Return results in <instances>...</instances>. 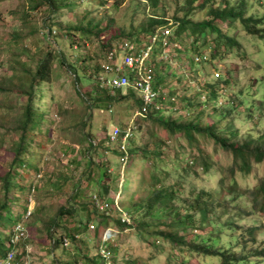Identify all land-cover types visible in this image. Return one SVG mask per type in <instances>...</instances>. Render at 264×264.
Wrapping results in <instances>:
<instances>
[{
	"label": "trees",
	"instance_id": "16d2710c",
	"mask_svg": "<svg viewBox=\"0 0 264 264\" xmlns=\"http://www.w3.org/2000/svg\"><path fill=\"white\" fill-rule=\"evenodd\" d=\"M96 1H99L100 6L103 5L102 11L104 9V14L107 16L105 18L106 20L104 18L95 21L93 18L88 19L87 16L90 14L89 10H83V12L78 14L76 9L84 3V0H30L27 7L29 10L22 12L25 16H29L27 12L30 10L33 11L39 7L44 8V26L47 30L43 32V38L46 39V37L50 36L57 37L58 34H63L68 39L70 48L72 49L74 47L72 50H75L73 56L76 57V64L84 72L85 76H89L88 78L93 80L94 83L93 89H91L92 92H87V90L85 92L80 91L84 97H82L81 101L87 102L90 105L89 107H91L90 100H96L98 104L105 102L108 107L107 109H109L114 101L124 99H131L130 107L133 108L132 115L136 111H140L143 107L142 97L131 85L134 79L132 72L126 73L129 85L123 90L115 89L114 93H110V90L100 85V78L106 80L114 75L113 72H105L102 66L106 61V52L108 49L117 47L125 41L133 43L139 49L150 46L147 64L150 72L153 73V87L158 88L160 86L163 89V93H165V90L167 91L163 87L166 86V82L168 81H165L166 74L158 66L163 64L164 54L169 55L174 51L175 54L193 52L192 54L194 55H201V59L195 62L191 55L188 59L190 72L193 71L192 67L195 64H197L194 68L196 70V67L199 68V65L204 64V61L207 60L211 63L210 69H214L210 72L209 76L218 73L216 70L217 65L213 63V59L219 58L229 47L238 45V42L233 43L232 39L220 28L219 23L232 19L233 21L237 20L246 33L264 41V13L256 16L249 15L247 18H244L245 6L243 4L229 8L227 6L228 2L220 6L217 0H183L182 5L176 6L175 10L171 12L170 19L150 15L149 19L144 20L142 34L134 33L124 36V29L117 34L114 32L118 29V26L115 18L112 16L113 14H110V10L117 12L124 3V0ZM87 2L90 1L87 0ZM160 2L166 3V0H135L133 10L138 16L145 18L149 15L147 14L146 8L148 10L150 8L156 9ZM195 4L199 5L196 10L193 9ZM204 4L209 5L207 16L200 21L193 20L191 18L193 11H199V9L203 8ZM105 5L110 7V10H107L106 7L104 8ZM168 8L167 6L165 10ZM61 9L62 11L67 10L70 18L76 15L75 21L72 19L63 27L59 23L53 22L52 17L56 12L59 13ZM181 12H183L182 17H180ZM78 16L80 20L77 19ZM54 26L57 28H53ZM56 30H58V34H54ZM164 31L166 33L160 34ZM213 31L216 33L214 37L211 36ZM108 35L110 36L109 38L107 37ZM140 35L143 36L140 37ZM208 35L211 36L210 40ZM13 37L14 41L19 40L17 33ZM187 39L191 40L190 43H187L188 46L184 42L185 40L187 42ZM89 43L96 44L97 46L93 55H87L88 49L85 51ZM181 44L185 45V47L182 48ZM207 45L211 49L209 59L203 58V52L199 48L200 46ZM76 48H84V50H76ZM166 51L168 53H165ZM62 56L64 55H62V52H59V49L58 51L46 49L37 61L34 70L25 68V72H28L27 74L30 76V79L28 89L24 93L11 90L0 83L1 101L7 102L5 96L9 93H15L17 98L23 97L21 96L23 94L26 96V101L17 107V109L21 110L17 115V118L20 119L19 121L15 120L17 121V128L15 130L18 133L20 132V136L17 143L15 142L16 149L13 151L12 160L14 163H19L20 166L24 165V158L21 155L22 150L28 147L30 143L27 140L29 139L27 138V134H29L30 139L31 137L34 139L36 136L32 134L33 128L38 126L45 117V114L40 109L37 111L33 106L32 97L34 95L31 90L32 86L40 88V85L45 81H51L54 62L58 61L61 64L64 63L70 74L72 73V84L76 94L79 90L77 68L70 63L64 62ZM86 61L89 62L87 66L84 65ZM256 69L259 70L258 67ZM260 70L262 71L261 74L263 77L264 68ZM178 76L176 74H169L168 78H171L170 81L178 80ZM219 76L220 74L218 73L216 77ZM220 84L232 87L236 85L230 79V76L224 77L223 79L218 78L212 83L208 81L204 89L207 92V96L203 100L199 99L201 93L196 91V87L194 85L190 86L195 89L196 98L182 96L181 100L187 103L189 109L193 108V112H196V114L193 116L194 118L187 121L181 120L180 118H164L162 114L155 113L158 110H154L156 105L160 106L173 101L170 97L177 93L176 88L172 87L167 91V100L160 103H158L159 99L156 100L148 108L149 111H147L146 116H138L134 120V133L132 132V136L127 140L126 152L128 162L124 164L121 160L123 151L119 149L118 143L121 142L124 129L128 127L129 120L114 125L118 126L120 132L117 143L112 144L110 148L106 144L108 132L107 134L105 133L104 141L102 142L105 146L102 145L100 140V142L97 141L94 144L88 141L87 148L83 149L85 161L83 164L84 167L81 168L82 176L87 171L85 186L81 190L76 185L71 190L67 199L68 206H60L54 214L44 216L41 219L38 218V221L41 222L40 226L43 229V233L41 234L42 238L46 236L49 240L51 239L53 248L62 245L64 238L68 239L69 244L76 241L75 232H78L79 229L70 231L71 227H63L61 219L63 217L71 219L70 217L74 216L75 205L70 201L74 200V198L86 197L89 187L94 186V190H91V193L96 194L101 200L107 199L111 204L107 210L101 211L95 207L94 201L92 200L82 203V210L86 213V220L81 228V231H84L81 232V235H86L88 224L92 221V217L96 220V224H94L95 228L92 230L96 235H99L106 227H111L110 225L121 229L123 228L124 224L120 222V215L112 202L113 195L111 197L109 196L112 193H120L119 206L127 211L132 220L128 233L132 232L136 235L139 239L138 241L145 245V251L147 252L145 256L140 254L133 258L123 253L121 258H119L117 257V247L112 246L113 264H118L119 262L122 264H155L162 255L167 256V262L165 264H181L178 263V256L185 251L189 252L190 255L217 257V264H264V240L258 245L255 244L259 226L255 224L247 226L239 224L236 221L249 215V212L243 215V211L247 209L241 204L243 197L251 200L253 208L259 206V210H264V182L257 185L251 191L241 188L237 182V174L243 177L248 176L255 165L264 163V133L253 134L252 131L248 130L243 133L240 132V129L236 126V121H238L236 113L238 107L242 104V100L236 99V103L234 104L235 96L230 94L228 97L227 95L223 96L227 100L225 104H219L220 97L222 96L219 92ZM254 84V89L256 91L259 90L264 86V78H255ZM170 86L168 84L166 87ZM248 89L252 90L249 83L244 85L243 89L242 87L238 89L239 94L242 91L245 94ZM256 96L257 93L254 95L252 108H247V117L257 119L255 125L258 123V118L264 114V92L260 96L261 103L259 105L255 103ZM174 103L172 107L176 108L177 104L176 102ZM2 108L3 110L11 109L13 106H4ZM206 108H209V110H206ZM205 117L208 118V121L205 120ZM21 118L24 119L23 122ZM146 121L149 122V126L153 124L155 127H160L164 133V138L160 137L153 128L147 127ZM144 124H146V127ZM87 133L85 135L86 140ZM178 134H182L181 136L184 138L189 152L183 148V144L181 143L174 146L170 141H165L168 136L171 141L180 137L177 136ZM140 139H144L142 143L139 142ZM146 139L148 140L146 141ZM208 144H211L213 153L218 155V151H220L231 156V164L227 168H221L217 164L219 170L217 189L221 191V195L215 196L213 190H205L204 186L197 185V182H192L193 179L188 177L191 188L186 191L187 197L182 198L181 195L185 191L181 183H166V179L172 174L169 168L176 167V170L190 168L196 174L192 177L196 179H199L202 175L209 176L214 159H212V155L208 152ZM170 146H174L176 150L174 149L172 151ZM97 148H102L103 151L99 153L101 155L99 159L95 158ZM167 148H169V151ZM89 150L93 152V155L88 154ZM108 150L116 157V165L113 163L114 159L108 161L106 157L109 153ZM139 156L141 157L140 165L147 161L149 168L140 170L138 180H135L136 186L124 194L122 186L123 181H125V172L127 168L131 171H133V167L136 168L137 162H140ZM77 159L79 158H76L75 163ZM168 159L171 160L170 164ZM199 168L202 170L200 174L198 172ZM135 173H137V170ZM186 173L191 172L188 170ZM91 176H94V180H92ZM120 177L123 178L122 181H120ZM179 177L183 178L184 176L180 175ZM0 178L4 186L2 189L4 194L0 198V259H2L11 249L8 245L9 234L11 233L12 227L21 220L22 215L27 210L29 203L28 197L35 193V191L31 192L35 185L34 180L29 183H24L22 179L18 181L15 173H12L11 169ZM60 182V180L59 183L56 181L53 182L54 189L61 186ZM192 185L201 187L202 189L194 192ZM8 190H11V195L9 196ZM82 191L85 195L79 196L78 194L80 192L82 193ZM237 199L238 203H236ZM14 203H19V210L15 212L12 210ZM232 207L235 209V215L239 216L235 220L231 218L229 212ZM218 208L222 209L223 212L220 214L216 213ZM33 214L32 212L31 216ZM210 214L213 215V218H210ZM224 215L229 216L224 217ZM31 216L29 217V222L26 221V227L29 232L33 224ZM99 217L100 219H98ZM222 219L223 222L221 221ZM78 222L81 221L78 220ZM227 229L230 231L228 234ZM224 234L228 237L226 241L221 240ZM166 244L168 245L165 246ZM81 246L85 245L78 246L79 253L76 254L73 263L100 264V259L97 255L98 242L93 246V251L82 250ZM164 248H167V250ZM18 257L17 255L15 259H18Z\"/></svg>",
	"mask_w": 264,
	"mask_h": 264
},
{
	"label": "rangeland",
	"instance_id": "374dc122",
	"mask_svg": "<svg viewBox=\"0 0 264 264\" xmlns=\"http://www.w3.org/2000/svg\"><path fill=\"white\" fill-rule=\"evenodd\" d=\"M88 1L90 2L84 0V3L81 6L79 5L76 9L78 14L83 12V10H89L90 14L87 18H93L94 21L103 18L105 19L107 17L104 14V9L102 11L103 5L100 6L101 4H99V1ZM29 2L30 0H0L1 85L10 88L11 90H15L16 92H26L30 76L27 74L28 72H25V68L34 70L37 61L41 58L40 56L46 51V49L54 51H58L59 49V52H62V55H64L62 56L64 62L70 63L77 68V73L79 75V90L76 94L72 84V73L70 74L64 63L61 64L58 61L54 62L51 81H45L40 85V88L32 86L31 90L34 95L32 97L33 106L37 109V111L40 109L43 114H45V117L41 120V123L38 126L33 128L34 130L32 134L36 137L38 136V138L34 137V139H32L31 137V140L29 134H27V138H29L27 140L30 143L28 147L23 148L22 150L21 155L24 158V165L21 166L17 162L14 163L12 159L13 151L16 149L15 142L17 143L20 136V132L18 133L15 130L17 128V121L15 120L19 121L20 118H17V115L21 112V110L17 109V107L26 101V96L23 94L21 95L23 97L17 98L15 93H9L5 96L7 102L0 100V177L11 169L12 173H15V177L18 181L22 179L24 183H29L34 180L35 193H30L32 196L29 197L27 208L29 205L33 206L34 214L32 215L33 224L31 226V232L33 233L37 228L38 230L34 233L35 236L33 234L31 235L29 232L31 243L28 242V244L33 246L29 255L32 264H55L51 263V260H53V254L49 249V238L46 236H43L42 238L41 234L43 233V229L42 226H40L41 222L38 221V218L41 219L44 218V216L54 214L60 206H68V196L76 185L78 186V189L82 190L84 188L87 171L84 172L83 176L81 175V168L84 167L83 164L85 161L83 157V149L87 148L88 141L91 143L101 141L102 143L104 141L105 133L107 134L112 126L117 125L118 123H124L132 117L133 108L130 107L131 99L114 101L109 109H107L108 107L105 102H100V104H98V101L90 100L91 107H89L90 105L87 102L81 101L83 95L80 91L85 92V90H87V92H92L91 89H93L94 85L93 80L88 78L89 76H85L84 72H82L78 64H76V57L73 56L75 54V50H72L74 47L72 49L70 48L67 41L68 39L63 34H58V30H56L54 34H58L57 37H46L48 40L43 38L44 35L42 34L44 30H47L44 26V8L42 9L39 7L36 10H30L27 12L29 16H25L22 13L25 10H29V8H27ZM217 2L220 6H223L225 2H228L227 6L229 8L243 4L245 6L244 18H247L249 15L256 16L264 13V0H217ZM134 3L135 0H124V3L117 12L110 10V7L107 5L104 6V8L106 7L107 10H110V14H113L112 16L115 18V22L118 26V29L114 31L116 34L120 33L123 29L124 36L134 33L142 34V27L145 22L144 20L149 19L150 15L169 18L171 12L175 10L176 6L178 7L182 5L183 0H166V3L160 2L158 8L156 9L150 8V10H148V8H146L147 14L149 15L145 18L138 16L134 12ZM167 6L169 8L165 10ZM198 6V4H195L193 9L196 10ZM208 7V4H204L203 8L199 9V11H193L191 18L196 21L202 20L207 16ZM182 13L183 12H181L180 17H182ZM75 16L76 15L70 18L67 14V10L62 11L61 9L59 13H55L52 19L53 22L59 23L63 27L68 21L72 19L75 21ZM77 19L80 20L79 16ZM219 26L232 39L233 43L238 42L237 46L234 45L233 47H229L223 55L217 59H213V63L217 65L216 70L220 76L216 77L218 73H214L209 76L210 72L214 69H210L211 63L207 60L204 61V64L199 65L201 70L198 67H196L195 70L194 68L197 66V64H195V66L192 67L193 71H189L190 67L188 65V59L192 55L194 61L198 62L201 59V55H194L192 54L193 52L175 54V51L169 55L164 54V62L158 67L166 74L165 81H168L166 82V86L168 84L171 86H164L163 88H166L167 91H169L172 87H174L176 88L177 93L172 96V102L160 105V109H158L155 113L162 114L164 118H180L184 121L190 120L194 118L193 116H195L196 112H193V108L189 109L187 103L181 100V97L185 96L186 98H196L197 91L201 93L199 95V99L203 100L207 96V92L204 91V89L208 81L212 83L218 78L223 79L224 77L230 76V79H232L236 85L232 87L220 84L219 92L222 96L220 97L219 104H225L227 100L223 96L227 95L228 97L230 94L235 96L234 104L236 103V99L242 100V104L238 107L236 113V117L238 118L236 126L240 129L241 133L247 130L252 131L253 134L264 133V114L258 118V123L256 125V118L250 119L247 117V108H252L254 104V95L257 93L255 103L259 105L261 103L260 96L264 92V86L257 91L253 87V85L255 86V78H264V76L262 77V71L260 70L264 68V41L246 33L241 28L240 22L237 20L233 21L232 19L227 22H222L219 23ZM53 28L56 29L57 27L54 26ZM16 33L19 36V40L14 41L13 36ZM163 33H166V31L161 32L160 34ZM141 36L143 35H140V37ZM211 36H216L215 31L211 33ZM211 36L208 35L209 40ZM107 37L109 38L110 36L108 35ZM190 41L191 40L187 39V42L186 40L184 42L188 46L187 43H190ZM181 47L184 48L185 45L181 44ZM199 48L201 52H203V58L209 59L211 50L209 45L200 46ZM96 49V44L89 43L85 51H87V55H93ZM76 50H84V48H76ZM165 53L168 52L166 51ZM84 65H89V62L86 61ZM257 67L259 70L256 69ZM169 74L179 75V81L177 79L170 81L171 78H168ZM248 83L250 84L252 90L248 89L245 94L243 91L239 94L238 89L240 87L243 89V86ZM191 85L196 87V91L190 87ZM167 91L165 90L166 100L168 99ZM174 102L177 104L176 108L172 107L173 104H175ZM4 106H13V108L3 110L2 107ZM206 110H209V108H206ZM23 120L24 119L21 118L22 122ZM205 120L208 121V118L205 117ZM146 124L148 127L149 122L146 121ZM146 124H144L145 127ZM149 127L153 128L160 137L164 138V133L160 127H155L153 124H150ZM134 130L135 129L133 128V133ZM86 133L88 134L87 140L85 138ZM181 135L178 134L177 136L180 137H177L172 141L168 136L165 141H170L174 146L181 143L183 144V148L189 152L186 147V142ZM143 140L144 139H140L139 142L142 143ZM147 140L148 139H146V141ZM102 145L105 146L104 143H102ZM75 146H78V149ZM174 146H170L172 151L174 149L176 150ZM110 147L111 146H109V148ZM167 149L169 151V148ZM207 149L212 155V159H214L209 176L202 175L199 179H196L195 177H192L196 174L192 172L190 168L183 170H176V167L169 168L172 174L166 179V183H181V186L185 191V193L181 195L182 198L187 197L186 191L191 188V183L190 180H188V177L193 179L192 182H197V185L204 186L205 190H213L215 196L221 195V191H218L217 189V180L219 176L217 164H219L221 168H227V166L231 164V156L220 151H218V155L213 153L211 144L207 145ZM100 152H103L102 148H97L95 151L96 159L101 158V155H99ZM88 154L93 155V152L89 150ZM77 157L79 159H77V162L75 163ZM106 157L108 158V161L114 159L113 163L116 165L115 161H117V159L110 153V151ZM138 158H140V162H137L138 166L136 165V168L133 167V171L127 168L125 172V181H123L122 186L124 194L131 191L133 187L136 186L135 180H138L140 170L143 168H149V163L147 161L140 165L141 157L139 156ZM168 162L170 164L171 160L168 159ZM136 170L137 173H135ZM188 170L191 173H186ZM198 172L200 174L202 170L199 168ZM180 175H183L184 177L180 178ZM94 176H91L92 180H94ZM59 180L61 181V186L54 189L53 182L56 181L59 183ZM122 180L123 178L120 177V181ZM237 182L243 189H248L249 191L254 190L257 185L264 182V163L255 165L252 172L248 176L243 177L240 176V174H237ZM192 186L194 192L202 189L201 187ZM3 188L4 186L0 178V198H2L4 194V192H2ZM93 188L94 186L89 187L86 197H78L70 201L75 205L74 216L70 217L72 220L67 217H63L61 219L63 227L70 226V231L79 229L78 232H75L76 241L71 243L70 246L74 247L85 245L83 247L86 251L94 250L93 246L100 240L99 237L102 236L103 233L102 231L99 235H96L95 233L93 234L94 231H86V235H81V232H84L81 231V228L86 220V213L82 210V203L91 200V196L94 195V193H91V190H94ZM26 194L28 195V193ZM9 195H11V190H8V196ZM78 195L84 196L85 193L82 191V193L80 192ZM111 195H113V193L109 196L111 197ZM236 203H238V199ZM18 204L19 203L13 204L12 210L14 212L19 210ZM241 204L247 208L243 211V215H246L247 212H249V215L236 221L239 222V224L247 226H250L251 224L259 226L255 241V244L258 245L262 242V240H264V210H259V206L253 208L251 200L247 197H243ZM222 212L223 210L220 208L216 210V213L218 214ZM229 212L233 220L239 217L235 215V209L233 207L229 210ZM228 216L229 215H224V217ZM210 218H213V215L210 214ZM91 219L92 221L90 223L96 224V220L93 219V217ZM98 219H100V217ZM78 220L81 222H78ZM221 221L223 222V219ZM33 227L35 229H32ZM229 232L230 231L227 229V234ZM124 234L125 233L119 234L113 245V247H117V257L121 258L123 253L127 254V256L129 255L130 258L139 256L140 254L144 256L147 254L145 251V245L138 241L139 239L136 235L132 232L127 235ZM39 236H41V238H39ZM124 237H126L125 239L127 240H125ZM80 238H82L81 241ZM227 238V235L224 234L221 240L226 241ZM167 245L168 244L165 246ZM164 249L167 250V248ZM44 251H46L45 255L43 253ZM54 251L56 253L57 249ZM22 255L23 253L18 255V259H14L13 264H18ZM166 262L167 256L162 255L155 264H165ZM71 263L73 264V259L71 260ZM178 263L217 264L218 259L217 257L190 255L189 252L185 251L178 256ZM118 264L122 263L119 262Z\"/></svg>",
	"mask_w": 264,
	"mask_h": 264
},
{
	"label": "built area",
	"instance_id": "2783aa9c",
	"mask_svg": "<svg viewBox=\"0 0 264 264\" xmlns=\"http://www.w3.org/2000/svg\"><path fill=\"white\" fill-rule=\"evenodd\" d=\"M149 51L150 46L139 49L136 48L133 43L125 41L117 47H112L110 50L108 49L105 54L106 61L102 64L105 72H113L114 75L106 80L100 78L101 86L110 90V93H114L115 89L123 90L127 85H129L126 73L128 74L132 72L134 79L131 85L142 97L143 107L140 111H136L129 119L128 127L124 129L121 142L118 143L119 149L123 151V156L121 157L123 164L127 161V140L132 136L133 128H135L134 120L138 116H146L147 111H149L148 108L152 106L156 100L159 99L158 103L166 100V95L162 92L163 89L160 87H153V73L150 72L147 64ZM159 107V105H156L154 110L159 109ZM119 132L120 130L118 126H112L107 134L108 138L106 144L108 146H112L115 142L117 143ZM34 190L35 187L32 188L31 192H34ZM119 198L120 193L113 194L112 202L120 215V222L124 225L122 229L111 226L106 227L103 230L97 246V255L99 256L101 264H113L111 247L114 245L116 236L123 233L126 234L130 231L132 220L127 211L119 206ZM91 200L94 201L95 207L101 211L107 210L111 204L107 199L101 200L96 194L91 196ZM32 212L33 206L29 205L25 213L22 215L21 220L12 227L8 242L11 249L2 259H0V264H13L15 257L22 253L23 255L20 257L19 264H32L30 255H27V253H29V230L26 227V221L29 219ZM94 228L95 226L93 223L88 224V231H92ZM68 244V239L64 238L62 245L67 246ZM77 264L84 263L79 262Z\"/></svg>",
	"mask_w": 264,
	"mask_h": 264
},
{
	"label": "crops",
	"instance_id": "0c3cea01",
	"mask_svg": "<svg viewBox=\"0 0 264 264\" xmlns=\"http://www.w3.org/2000/svg\"><path fill=\"white\" fill-rule=\"evenodd\" d=\"M76 148L78 146H75ZM32 196V195H31ZM30 197V196H29ZM28 197V199H29ZM32 217V216H31ZM29 220V219H28ZM27 220V221H28ZM29 222V221H28ZM27 222V223H28ZM32 229H35L34 227ZM38 230V228L32 233L31 231V235L33 234L35 236V232ZM33 231V230H32ZM88 232H91V231H88ZM94 234V233H93ZM33 236V237H34ZM29 243H31V237L29 236ZM50 243H52V240L50 239L49 240V249L51 251V253L53 254V260H51V263H55V264H72L71 263V260L75 259L76 258V254L79 253V248L78 246H70V244H68L67 246H63V245H59V247L57 248H53L52 245H50ZM32 245L30 244L29 245V253L31 252V249H32ZM55 249H57L56 253H55ZM81 249L84 250V247L81 246ZM54 252V253H53ZM27 253V255L29 254ZM44 255L46 254V251L43 252ZM55 259V260H54ZM75 264V262L73 263Z\"/></svg>",
	"mask_w": 264,
	"mask_h": 264
},
{
	"label": "clouds",
	"instance_id": "9594fccd",
	"mask_svg": "<svg viewBox=\"0 0 264 264\" xmlns=\"http://www.w3.org/2000/svg\"><path fill=\"white\" fill-rule=\"evenodd\" d=\"M35 191V190H34Z\"/></svg>",
	"mask_w": 264,
	"mask_h": 264
}]
</instances>
